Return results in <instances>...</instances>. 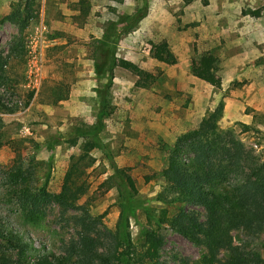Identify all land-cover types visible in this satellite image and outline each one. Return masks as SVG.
<instances>
[{
	"label": "rangeland",
	"instance_id": "374dc122",
	"mask_svg": "<svg viewBox=\"0 0 264 264\" xmlns=\"http://www.w3.org/2000/svg\"><path fill=\"white\" fill-rule=\"evenodd\" d=\"M19 2L0 0V51L7 60L0 99L14 109L0 108V219L37 249L62 252L63 243L77 237L75 217L85 211L101 231L115 227L117 191L105 183L112 173L110 157L135 179L136 198L153 209L163 207L154 200L163 180L152 175L163 167L164 148L221 101L219 129L264 161V0H35L29 20H12ZM138 13L144 16L135 21ZM109 32L117 58L110 115L100 133L102 145L87 149L88 137L72 143L71 135L96 120L98 90L105 82L94 74L93 43ZM161 40L174 64L151 56L152 42ZM206 51L218 60L216 86L191 72L192 60ZM131 64L154 77L148 86L136 85ZM37 69L35 81L31 70ZM15 170L33 190L45 185L58 193L71 176L85 192L76 207L44 201L24 209L19 188L8 178ZM196 209L204 221V209ZM146 221L142 211L130 219L139 249ZM161 233L159 264H202L203 246L166 224ZM230 235L232 247L264 260V232L251 236L238 228ZM219 257L230 259L229 250Z\"/></svg>",
	"mask_w": 264,
	"mask_h": 264
},
{
	"label": "trees",
	"instance_id": "16d2710c",
	"mask_svg": "<svg viewBox=\"0 0 264 264\" xmlns=\"http://www.w3.org/2000/svg\"><path fill=\"white\" fill-rule=\"evenodd\" d=\"M19 1L10 18L29 20L35 0ZM143 16L138 13L133 17L137 21ZM150 52L159 62H176L165 40L152 42ZM92 61L96 79L105 82L98 90L100 108L91 126L71 135L72 143H77L79 137H88L84 144L87 149L100 146V133L110 115L108 95L117 65L116 47L110 32L93 43ZM6 63L0 51V83L5 78ZM217 64L216 57L206 51L192 60L191 72L216 86L220 82L216 76ZM129 68L138 77L137 86L146 87L154 78L134 64ZM223 107L221 101L197 127L179 135L164 150L162 148L166 156L163 167L152 177L163 180L162 188L154 198L163 207L153 209L136 198L135 179L105 150L112 169L105 183L108 188L116 189L119 205L115 227H104L101 231L94 222L95 218L85 211L75 217L79 228L77 237L63 243L62 252L55 253L37 249L0 219V264H159V252L165 244L161 233L164 224L193 244L205 248L202 264H264L259 253L231 245L232 230L242 228L251 236L264 232V161L260 162L251 151H247L231 132L219 129L217 121ZM0 108L4 112L14 110L1 103V99ZM184 156H188V162L184 161ZM8 178L19 188L18 199L24 209H34L44 201H54L64 208L76 207L85 192L84 186L71 176L65 178L58 193H49L45 185L31 189L21 170L10 172ZM197 207L204 209V221ZM138 211L147 217L141 225L143 243L140 249L133 243L130 230V219L136 217ZM223 250H229L230 259L219 257Z\"/></svg>",
	"mask_w": 264,
	"mask_h": 264
},
{
	"label": "built area",
	"instance_id": "2783aa9c",
	"mask_svg": "<svg viewBox=\"0 0 264 264\" xmlns=\"http://www.w3.org/2000/svg\"><path fill=\"white\" fill-rule=\"evenodd\" d=\"M31 73H34L35 74V81H38V77H37V73H38V69L37 70H35V71H33V70H31Z\"/></svg>",
	"mask_w": 264,
	"mask_h": 264
}]
</instances>
